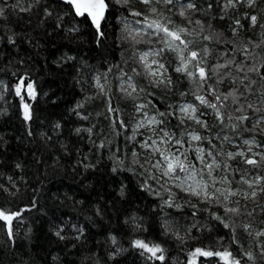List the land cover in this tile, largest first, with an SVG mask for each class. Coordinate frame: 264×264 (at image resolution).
Returning <instances> with one entry per match:
<instances>
[{
  "label": "trees",
  "instance_id": "16d2710c",
  "mask_svg": "<svg viewBox=\"0 0 264 264\" xmlns=\"http://www.w3.org/2000/svg\"><path fill=\"white\" fill-rule=\"evenodd\" d=\"M106 2L97 27L65 0H0V264H264V157L235 152L264 147V0ZM144 112L190 154L198 133L238 193L156 177L134 128Z\"/></svg>",
  "mask_w": 264,
  "mask_h": 264
},
{
  "label": "rangeland",
  "instance_id": "374dc122",
  "mask_svg": "<svg viewBox=\"0 0 264 264\" xmlns=\"http://www.w3.org/2000/svg\"><path fill=\"white\" fill-rule=\"evenodd\" d=\"M185 6L191 7V3L186 2ZM134 28L142 31L148 30L139 25L132 27V29ZM156 28L158 27L156 26ZM162 29H165V27ZM167 30L168 32L176 34V32H173L170 29ZM171 37L176 39L173 36ZM158 54L159 53L155 50L149 49L146 52H143L140 56L145 65L146 74L155 80L161 78L162 72L165 68L164 64L156 58ZM15 91L20 96L24 115L30 117V101L34 100V97L37 94L34 82L21 78L15 86ZM179 110L183 118L186 116L194 120H199L197 114L198 109L195 108L191 102H184ZM138 111L140 110L138 109ZM261 119L263 118L257 120L260 121ZM159 124L160 122L154 114L144 112L138 116L134 126L137 135L143 128L149 131L147 134H141L143 136L139 138L138 144L142 147V154L146 157L151 169H154L156 177L165 181L166 185L172 190L178 191L184 195L193 194L200 195L203 198H211L220 197L224 194L230 198L238 193L229 188V180L226 176L217 173L218 165L210 150H206L204 146L197 144L199 139H194V137L200 138L198 133H189L190 141L195 144L193 152L190 154L180 145L181 143L176 139L175 135L166 130L159 129ZM230 142L234 144L238 143L236 140ZM243 142L253 145L254 141L244 140ZM247 151H252L257 155L264 157V147L259 145L256 146L255 149L238 148L235 152L244 155ZM170 164L172 166L171 168H169ZM255 182L250 181L249 183ZM4 214L5 216L10 217V219H5L8 221V227L10 228L12 214L10 215L5 212ZM221 257H223V255H221ZM231 262L239 264V261L235 262V260H231Z\"/></svg>",
  "mask_w": 264,
  "mask_h": 264
},
{
  "label": "snow or ice",
  "instance_id": "6c2138e0",
  "mask_svg": "<svg viewBox=\"0 0 264 264\" xmlns=\"http://www.w3.org/2000/svg\"><path fill=\"white\" fill-rule=\"evenodd\" d=\"M70 2L75 4L76 7V11L78 14L83 15L84 13H88L89 15L92 16L93 20L96 22L97 27H99V19L102 18L103 16V10L106 7V5L104 4V0H70ZM145 2H147V0H145ZM170 2V0H169ZM253 20H255V18L253 17ZM157 27H160L159 25H157ZM163 31H165L166 33H168V35L175 37L176 39H179V36H177L175 33H171L168 32V30L162 29ZM192 57H195L197 54L195 52H193ZM200 75L203 77L204 76V69H200ZM203 102V101H202ZM213 107H215L214 105H212ZM27 107V106H25ZM194 139H199V137H194ZM247 163L250 164H255L257 163L254 160H248ZM171 164L169 165V168H171ZM0 217L4 218V219H10V217L5 216V214L3 212H0ZM141 247H146V245L140 244ZM149 251H152L153 253H155V251H158L159 249H148ZM197 252H200V250L198 249ZM201 255H213V253L211 252H200ZM161 259H163V257H160Z\"/></svg>",
  "mask_w": 264,
  "mask_h": 264
},
{
  "label": "water",
  "instance_id": "95a60500",
  "mask_svg": "<svg viewBox=\"0 0 264 264\" xmlns=\"http://www.w3.org/2000/svg\"><path fill=\"white\" fill-rule=\"evenodd\" d=\"M65 1H67L68 3H70V4L72 5V7H73V10H75V12L77 13V11H76V7H75V4L72 3V2H70V0H65ZM104 4L106 5V7H105L104 10H103V16L105 15L106 10H107V2H106V0H104ZM77 14H78V13H77ZM78 15H80V14H78ZM83 15H87V16H89V17L93 20L92 16L89 15L87 12L84 13ZM103 16H102V17H103ZM100 19H101V18H100ZM100 19H99V22H100Z\"/></svg>",
  "mask_w": 264,
  "mask_h": 264
}]
</instances>
